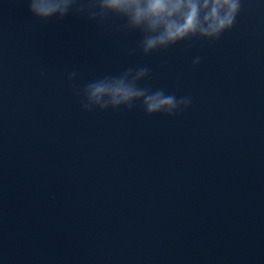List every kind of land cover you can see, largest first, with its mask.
Segmentation results:
<instances>
[{"label": "water", "instance_id": "water-1", "mask_svg": "<svg viewBox=\"0 0 264 264\" xmlns=\"http://www.w3.org/2000/svg\"><path fill=\"white\" fill-rule=\"evenodd\" d=\"M124 23L0 0V264H264V5L147 56ZM144 66L190 107L82 110Z\"/></svg>", "mask_w": 264, "mask_h": 264}, {"label": "clouds", "instance_id": "clouds-1", "mask_svg": "<svg viewBox=\"0 0 264 264\" xmlns=\"http://www.w3.org/2000/svg\"><path fill=\"white\" fill-rule=\"evenodd\" d=\"M28 11L39 21L63 20L70 13L85 16L90 22L108 17L125 21L124 30L139 31L140 51L147 56L198 38L215 41L230 31L244 0H27ZM264 5V0H258ZM200 58L193 59V66ZM149 76L147 66L128 69L118 76L88 83L82 90L84 111L101 112L139 105L146 116H172L187 110L191 97L149 90L139 83ZM76 73L67 77L71 82Z\"/></svg>", "mask_w": 264, "mask_h": 264}]
</instances>
